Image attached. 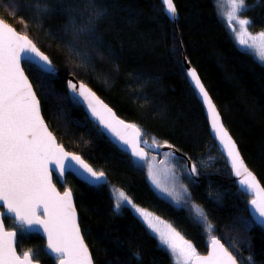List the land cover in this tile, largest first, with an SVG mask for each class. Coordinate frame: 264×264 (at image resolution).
<instances>
[{
    "label": "trees",
    "instance_id": "1",
    "mask_svg": "<svg viewBox=\"0 0 264 264\" xmlns=\"http://www.w3.org/2000/svg\"><path fill=\"white\" fill-rule=\"evenodd\" d=\"M174 1L176 23L161 0H93L95 10L103 13L99 17L89 0H0V17L30 36L59 71L46 75L24 63L60 144L108 177L107 185L91 186L69 174L66 187L58 184L74 194L95 264H174L170 251L130 207L115 208L112 186L170 222L198 254L207 253L211 238L218 237L240 264H264V226L253 221L252 197L233 180L210 133L184 57L199 72L263 185L264 63L239 45L220 15L218 0ZM45 4L48 11H38ZM246 9L251 30L264 31V0H246ZM69 18L92 29L95 38L83 32L74 39ZM66 75L89 85L121 118L139 127L146 140L174 146L196 165L199 181L189 174L184 156L151 153L147 161H135L120 150L70 94ZM165 156L188 189L185 206H177L178 195L159 190L151 178ZM195 207L206 213L211 231ZM5 223L18 231L21 254L57 264L39 234L22 232L10 218Z\"/></svg>",
    "mask_w": 264,
    "mask_h": 264
},
{
    "label": "snow or ice",
    "instance_id": "2",
    "mask_svg": "<svg viewBox=\"0 0 264 264\" xmlns=\"http://www.w3.org/2000/svg\"><path fill=\"white\" fill-rule=\"evenodd\" d=\"M95 15L103 13L95 10L93 0H89ZM166 5L165 13L175 17L177 13L173 0H162ZM229 11L227 23L238 24L242 29L239 33V44L254 49L258 59L264 63V32L252 35L248 32L251 21L240 18L247 10L246 0H227ZM38 11L46 13L48 7L39 5ZM91 23V20L89 21ZM69 24L74 33V39L79 34L87 32L93 39L95 33L90 28L78 27L76 21L69 18ZM231 30L235 31L234 28ZM98 44L101 42L97 41ZM29 56L34 58L35 68L51 75L55 68L52 61L26 35H21L16 29L0 19V264H33L32 253H24L23 258L15 248L16 232L5 231L3 221L11 214L22 232L39 227L46 233L47 248L55 254L59 264H93L92 256L84 243L80 225L77 222L76 210L70 190L61 194L52 183V172L59 176L75 165H79L88 181L97 183L104 179L103 172L93 170L79 155L65 151L57 143L56 137L49 131L40 111V101L33 91L28 76L21 67V60ZM194 81V89L202 95L203 101L211 113V124L215 135L219 138L227 155L231 158V166L237 177H242L238 183L245 191L251 192L256 198L250 201L251 214L258 217V222L264 225V187H261L253 174L243 164L235 143L219 121L215 106L205 91L204 85L195 70L189 73ZM73 95L83 97L87 107L105 129L109 130L119 141L128 146L131 155L146 160L147 155L140 144L141 130L135 125L125 124L116 119L112 110L103 104L90 89L83 84L69 82ZM154 145L159 147L155 143ZM55 165V169L50 168ZM190 173L196 174V165H191ZM121 204L132 207L146 226L158 234L160 243L167 247L174 256L175 264H237L232 254L215 237L212 238V252L208 256H197L195 247L190 241L180 235L171 225L166 230L157 226L158 217L137 208L128 195L119 192L115 208ZM41 210L43 215H41ZM207 231L213 229L206 213L197 209ZM137 258L138 254H137Z\"/></svg>",
    "mask_w": 264,
    "mask_h": 264
},
{
    "label": "water",
    "instance_id": "3",
    "mask_svg": "<svg viewBox=\"0 0 264 264\" xmlns=\"http://www.w3.org/2000/svg\"><path fill=\"white\" fill-rule=\"evenodd\" d=\"M162 1V0H161ZM174 4H175V1L173 0ZM164 5V11H165V8H166V5L163 3ZM176 6V4H175ZM176 9H177V6H176ZM166 14V13H165ZM167 15V14H166ZM168 16V15H167ZM172 21H174L175 23L177 22V20L179 19V12H178V9H177V13L175 15V17H170L168 16ZM0 19H3L0 17ZM4 20V19H3ZM5 21V20H4ZM6 23H8L7 21H5ZM10 26H12L14 29H16L13 25H11L10 23H8ZM17 30V29H16ZM18 31V30H17ZM21 35H26V34H23L21 33L20 31H18ZM28 36V35H26ZM29 39H31L33 41V39L28 36ZM33 43H35L33 41ZM36 44V43H35ZM37 45V44H36ZM38 48H40L38 45H37ZM40 50L42 51V49L40 48ZM43 52V51H42ZM45 55H47L45 52H43ZM48 56V55H47ZM49 57V56H48ZM50 59V57H49ZM33 60L34 58H31L29 56H25L22 60H21V67L24 69V72H25V75L28 76L27 72H26V69L24 67V63L28 62V63H31L34 65L33 63ZM51 60V59H50ZM53 64V62H52ZM184 65H185V68H186V73H187V77H188V80L190 82V84L193 86L194 88V81L191 80V77L189 75V73L192 71V70H195L196 73H197V76L200 78V81L201 83L204 85V88H205V91H207L208 93V96L209 98L211 99L212 101V104L215 106V111L218 113V116H219V121L220 123L223 125L224 129L227 131L228 135L231 137L232 141L235 143V146H236V149L238 150L239 152V156L243 162V164L247 167V169L253 174V176L256 178L258 184L261 186V187H264L263 183L261 182V180L258 178V176L252 171V169L249 167V165L247 164V162L245 161L244 157H243V154L239 148V145L237 144L235 138L233 137V135L231 134V132L228 130V128L226 127L225 123H224V119H223V116H222V113L221 111L219 110L217 104L215 103V101L213 100L212 96L210 95L209 91L207 90L205 84L203 83V80L201 79L200 75H199V72L197 71V69L191 64V62L187 59V57L185 56L184 57ZM54 66V64H53ZM55 68V71L52 73V74H59V71L58 69L54 66ZM67 77V87H68V90L70 92L71 95H73L71 89L69 88V82H73V83H77L78 85L79 84H83L85 85L88 89H90L93 93H95L96 97L99 98L100 101L103 102V104L107 105L108 108H110L112 110V113L115 115L116 119L118 120H121V121H124L125 124H129V125H134L126 120H124L123 118H121L117 112L98 94L96 93L89 85H87L86 83H84L83 81L79 80L77 77H75L74 75H66ZM28 79L30 81V83L32 84V87H33V91L36 93V96H37V99L40 101V98L37 94V91L30 79V77L28 76ZM196 93H197V96L199 98V100L201 101L202 105H203V108L205 110V114H206V118L208 120V123H209V128H210V133L212 135V137L214 138V140L216 141V144L218 146V149L221 151V153L224 155L225 159L227 160L228 162V165L232 171V175H233V180L238 184L239 188L241 189V191H243L244 193H246L247 195L251 196L252 199H255L256 197L251 193V192H247L244 190V188L238 183V181L240 179H242V177H237L234 173V169L232 168L231 166V158L227 155V151L224 149L223 145L221 144L219 138L215 135V132H214V129L212 128V124H211V113L208 111V106L207 104L203 101V98H202V95L198 93V90L195 89ZM77 100L78 102L83 106L86 114L88 115V117L90 118V120L94 121L95 123H97V125L103 130V132L105 133V135L122 151L128 153L133 160L135 161H147L150 157V154H159V153H162V152H170V153H174L175 155H181V156H184V154H182L179 150H177L174 146L170 145V144H158L159 147L155 146L153 142L149 141V140H146L144 138V134L143 132L141 131L142 133V136H141V140H146L147 141V144H143L141 143L140 144V148L143 149V151L146 153L147 155V159L146 160H141L140 158L138 157H134L133 155H131L130 153V150L128 148V146L124 145L122 141H119L117 137L114 136V134H112L109 130L105 129L104 126L102 124L99 123V121L96 119V117H94L92 114H91V110L87 107V101H85L83 99V97H79V96H75L73 95ZM40 111H41V115L43 116L44 118V121L45 123L48 125L44 115H43V111H42V105H41V101H40ZM136 126V125H135ZM137 127V126H136ZM48 128H49V131H51L53 133V131L51 130V128L49 127L48 125ZM139 128V127H138ZM53 135L56 137L57 139V143L60 144L57 136L53 133ZM61 146H63V148L65 149V151L69 152V153H73L75 155H79L81 157V159L86 163L88 164L90 167L93 168V166L91 164H89L80 154L78 153H75V152H72V151H69L66 149V147L62 144H60ZM186 159H187V163H188V170L190 169V166L193 165V162L191 160H189L186 156H184ZM50 168L52 169H55V165H50ZM93 170H95L93 168ZM96 171V170H95ZM98 172V171H97ZM69 174H72L75 178L79 179L80 181H83L85 182L86 184L88 185H91V186H99V185H107L108 184V177L107 175L104 173V179L100 182H97V183H93V182H90L88 181L87 177H85L82 173V171L80 170V167L79 165H75L74 162H73V167H70L68 168L63 176H59V174L53 170L52 172V183L56 186L57 190L63 194L64 191H67V190H70L71 193H72V201H73V205L75 207V210H76V215H77V222L79 223L80 225V217H79V212H78V209H77V206H76V202H75V198H74V194L72 192V190L70 188H65L64 190H61V188L59 187L58 184L62 185L63 187H66V184H67V176ZM189 174L191 175L192 178H194L195 180L199 181V178H198V175H197V172L196 174H192L190 173L189 171ZM0 211H5L4 208H0ZM249 212H250V215L253 219V221H255L257 224L261 225L258 220L259 218L258 217H254L252 214H251V208L249 209ZM41 215H43L42 213V210H41ZM8 218L10 219H13L11 218V214H8ZM14 220V219H13ZM15 221V220H14ZM16 224V222H15ZM3 226H4V229L5 231H14L16 232V241H15V248H16V252L18 255L21 256V258H23V255L24 254H21L18 250V247H17V244H18V231L17 230H14V229H8L7 226H6V223H5V219L3 221ZM17 226V224H16ZM261 226H264V225H261ZM80 231H81V235L83 236V239H84V243L87 245L88 247V250L92 256V260H93V264H95V261H94V258H93V255H92V252L84 238V235H83V232H82V228H81V225H80ZM28 233L30 234H39L46 242V247H45V251L46 253L51 256L52 258L56 259L55 257V254L51 253L50 250L47 248V238H46V233L43 232V230L39 227H35L33 228L32 230H29L27 231ZM213 238V237H212ZM212 238L210 240V243H209V246H208V251L207 253L205 254H198L197 256L199 257H204V256H208L211 252H212ZM216 239H218L220 241L221 244L224 245V243L221 241V239H219L218 237H215ZM224 247L229 251V249L224 245ZM231 253V251H229ZM27 253H30V252H27ZM232 254V253H231ZM232 256L236 259V257L232 254ZM32 259H33V264H42L41 262L39 261H36L33 256H32ZM57 260V259H56ZM58 261V260H57ZM236 262L237 264H240L239 261L236 259ZM57 264H59V261L57 262ZM194 264V262H193Z\"/></svg>",
    "mask_w": 264,
    "mask_h": 264
},
{
    "label": "rangeland",
    "instance_id": "4",
    "mask_svg": "<svg viewBox=\"0 0 264 264\" xmlns=\"http://www.w3.org/2000/svg\"><path fill=\"white\" fill-rule=\"evenodd\" d=\"M218 10L220 12V15L222 16V18L225 20L227 26H231V28H234L235 31L231 30L233 36L236 38L237 42L239 43V33L242 32V29L240 28V26L238 24H236L235 22H233V25H229L227 23V15L226 13L230 10L229 6L227 4V0H218ZM242 19H248L246 18L243 14L241 15ZM248 32L251 33L252 35H257L260 32H254L251 30L250 25L248 26ZM264 32V31H261ZM240 45V44H239ZM242 48L249 50L250 52L255 54V50L254 49H249L247 48V46L245 45H240ZM255 56L257 57V54H255ZM258 58V57H257ZM156 156V155H154ZM170 158L165 156L163 158V160H161V163L159 164L158 168H156L155 170H153L151 178L154 182V185L161 191L167 193V194H171V195H178L177 197L179 199L174 200V203L177 206H185L186 203L182 202L185 201L186 198L189 197V193H188V189L186 186H184L179 177L178 174L176 173L174 167L169 163ZM116 189L114 186H112V192H113V197L115 199V203H116V198L119 197V192L120 190ZM132 201V200H131ZM133 203V201H132ZM137 208L143 209L146 212H149L152 214L153 217H158L159 221L157 222V226L161 228V230H166V226L167 225H171L172 228L175 229V227L168 222L167 220L163 219L162 217H160L159 215L145 210L144 208H142L141 206L136 205L135 203H133ZM124 206V204H121L120 209H122ZM130 207V206H128ZM133 212L138 216V214L135 212V210L130 207ZM119 209V210H120ZM197 207L194 208L196 215L198 216V218L201 219V217L199 216L198 212H197ZM200 209V208H199ZM202 210V209H200ZM139 217V216H138ZM140 218V217H139ZM141 219V218H140ZM142 220V219H141ZM176 230V229H175ZM151 231V230H150ZM177 231V230H176ZM152 232V231H151ZM178 232V231H177ZM153 233V232H152ZM157 238H158V234L153 233ZM181 236H183L182 234H180ZM184 237V236H183ZM186 239V238H185ZM188 240V239H187ZM189 241V240H188ZM193 245V244H192ZM164 246V245H163ZM194 246V245H193ZM166 247V246H165ZM195 247V246H194ZM167 248V247H166ZM196 250V248H195ZM196 253L198 255V252L196 250ZM173 256V255H172ZM174 259V256H173ZM174 264H175V259H174ZM179 264H183V261H180Z\"/></svg>",
    "mask_w": 264,
    "mask_h": 264
},
{
    "label": "flooded vegetation",
    "instance_id": "5",
    "mask_svg": "<svg viewBox=\"0 0 264 264\" xmlns=\"http://www.w3.org/2000/svg\"><path fill=\"white\" fill-rule=\"evenodd\" d=\"M64 190V189H63Z\"/></svg>",
    "mask_w": 264,
    "mask_h": 264
}]
</instances>
